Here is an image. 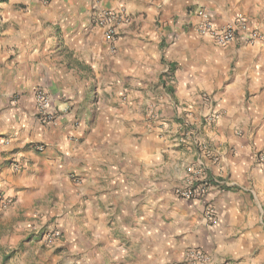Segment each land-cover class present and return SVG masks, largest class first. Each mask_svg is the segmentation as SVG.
<instances>
[{
    "label": "crops",
    "instance_id": "obj_1",
    "mask_svg": "<svg viewBox=\"0 0 264 264\" xmlns=\"http://www.w3.org/2000/svg\"><path fill=\"white\" fill-rule=\"evenodd\" d=\"M104 11L126 18L112 42ZM203 12L245 27L217 46L196 30ZM249 29L264 35V0H0V190L13 201L0 229L35 240L39 264L264 261V42L248 45ZM37 89L56 122L40 120ZM190 169L208 189L184 201Z\"/></svg>",
    "mask_w": 264,
    "mask_h": 264
},
{
    "label": "built area",
    "instance_id": "obj_2",
    "mask_svg": "<svg viewBox=\"0 0 264 264\" xmlns=\"http://www.w3.org/2000/svg\"><path fill=\"white\" fill-rule=\"evenodd\" d=\"M42 1L44 3H48L50 0ZM125 20V15L122 12L104 11L96 17L95 24L103 31L105 39L109 42H112L117 36L116 25L121 22L123 23ZM244 27V19L242 17H239L238 21L231 26L222 28L216 27L209 20L207 13L203 12L196 30L200 36L209 39L215 45L226 46L235 40L236 33ZM245 39L248 45H255L264 42V35L257 29H249L247 30ZM35 101L38 115L43 123L51 124L58 120L60 117V112L54 107L51 97L48 95V93H46L44 90L37 89L35 91ZM203 121L205 125H213L214 117H205ZM35 149L37 151H41L42 146L37 145ZM256 160L261 165L264 173V151L257 155ZM10 166L13 170H17V161L15 159L12 160ZM188 173L191 174L190 181L187 186L177 190L178 196L184 201L201 199L204 197L208 189L207 177L203 171H195L194 169L188 170ZM12 204L13 201L9 198H6L0 190V212L9 209ZM206 215L209 221H213L214 217L211 207L206 208ZM53 236L58 237V232L54 233ZM187 258L192 264H206L208 261L204 254L196 251H190L187 254Z\"/></svg>",
    "mask_w": 264,
    "mask_h": 264
},
{
    "label": "rangeland",
    "instance_id": "obj_3",
    "mask_svg": "<svg viewBox=\"0 0 264 264\" xmlns=\"http://www.w3.org/2000/svg\"><path fill=\"white\" fill-rule=\"evenodd\" d=\"M172 39L174 37H171ZM160 77L166 76L165 73L161 72L159 74ZM195 171H202L200 169H194ZM264 175V174H263ZM219 182V181H217ZM208 184V182H207ZM256 183L254 180H246L241 184V189H243V193L245 195L249 194V191L254 190V186ZM238 188V187H237ZM182 189V188H181ZM240 189V188H239ZM179 190V189H178ZM176 196L179 198L178 193L176 192ZM180 199V198H179ZM39 232H38V231ZM44 229H31L29 232H25V234H33V233H40ZM14 232V231H13ZM54 233L57 231H51L46 234V238L42 242V250L44 247H51L55 240H58L60 236L54 237ZM15 234V232H14ZM29 236H24L23 233H17L15 237H12V233L10 228L0 229V240H6L5 243L0 244V264H39L37 260L32 259L33 252L35 251L36 245L38 243L34 240L33 243H30V240L27 239ZM190 251H188L189 253ZM187 253V254H188ZM186 264H192L188 261L187 255L185 256ZM209 263V260L206 264ZM260 264H264V261H261Z\"/></svg>",
    "mask_w": 264,
    "mask_h": 264
}]
</instances>
